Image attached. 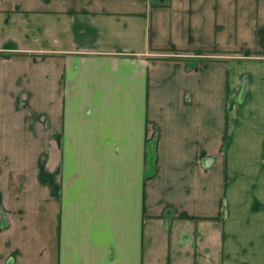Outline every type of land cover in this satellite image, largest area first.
<instances>
[{"label": "crops", "instance_id": "crops-1", "mask_svg": "<svg viewBox=\"0 0 264 264\" xmlns=\"http://www.w3.org/2000/svg\"><path fill=\"white\" fill-rule=\"evenodd\" d=\"M0 264H264V0H0Z\"/></svg>", "mask_w": 264, "mask_h": 264}, {"label": "rangeland", "instance_id": "rangeland-1", "mask_svg": "<svg viewBox=\"0 0 264 264\" xmlns=\"http://www.w3.org/2000/svg\"><path fill=\"white\" fill-rule=\"evenodd\" d=\"M260 229H261V227H260V225H256V231L258 232V233H260ZM257 242L260 244V243H262V241L259 239V240H257Z\"/></svg>", "mask_w": 264, "mask_h": 264}]
</instances>
